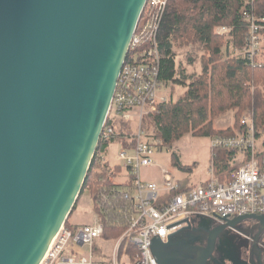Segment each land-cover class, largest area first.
Wrapping results in <instances>:
<instances>
[{"label":"water","instance_id":"95a60500","mask_svg":"<svg viewBox=\"0 0 264 264\" xmlns=\"http://www.w3.org/2000/svg\"><path fill=\"white\" fill-rule=\"evenodd\" d=\"M148 0H0V264H41L80 198ZM264 216L248 215L223 229ZM185 228L158 264H209Z\"/></svg>","mask_w":264,"mask_h":264},{"label":"built area","instance_id":"2783aa9c","mask_svg":"<svg viewBox=\"0 0 264 264\" xmlns=\"http://www.w3.org/2000/svg\"><path fill=\"white\" fill-rule=\"evenodd\" d=\"M169 1L148 0L101 136L105 144L119 138L130 140V147L119 146L114 159V166L123 165L128 171L121 178L133 185L128 193L132 208L129 228L107 249L108 246L97 244L99 240L111 242L103 238L104 227L98 218L89 225L69 228L65 224L41 264H158L152 250L156 239L167 243L172 235L192 228L196 221L222 225L242 216H264V143L257 138L252 116L243 117L242 131L235 136L212 138V148L237 151V159L246 162L231 181L221 182L211 166L207 182L171 196L179 188V179L173 171L161 167L159 183L146 180L143 175L158 166L154 156L165 150L143 128L144 116L155 113L161 104L172 103L173 98L170 85L159 80L157 50L159 26ZM248 21L249 35L239 52L257 65L264 59V26L253 17ZM216 32L228 39L232 29L219 27ZM119 121L130 123L124 135L117 131Z\"/></svg>","mask_w":264,"mask_h":264},{"label":"trees","instance_id":"16d2710c","mask_svg":"<svg viewBox=\"0 0 264 264\" xmlns=\"http://www.w3.org/2000/svg\"><path fill=\"white\" fill-rule=\"evenodd\" d=\"M249 17L264 26V0L169 1L157 35L159 80L185 88L186 92L176 103L161 104L155 113L143 119L147 134L165 150H173L189 134L211 139L235 136L242 131L240 119L247 110L253 113L257 138L264 136V60L255 65L239 52L249 35ZM219 27L231 28L230 38L217 34ZM181 49L187 50L185 59L190 66L200 58L202 74H190L178 61ZM229 111H237L235 126L216 130L214 120ZM116 128L124 135L130 123L119 121ZM129 141L127 138L114 139L110 144L100 141L80 195L81 198L89 191L94 214L104 227L103 238L107 241L118 240L129 228L132 208L128 193L133 185L130 181L117 183L112 179L121 172V167L111 165L106 155L112 144L130 147ZM237 157V151L212 148L211 166L216 178L223 183L231 181L232 175L246 164ZM171 160L178 170L192 172L176 154ZM178 184V190L171 196L194 188L190 178L179 180ZM79 200L66 222L69 228L76 227L70 219Z\"/></svg>","mask_w":264,"mask_h":264},{"label":"rangeland","instance_id":"374dc122","mask_svg":"<svg viewBox=\"0 0 264 264\" xmlns=\"http://www.w3.org/2000/svg\"><path fill=\"white\" fill-rule=\"evenodd\" d=\"M187 50H179L178 51V61L182 62L188 72L202 74V63L200 58L198 62L190 66L186 63V56ZM202 54H200V57ZM264 60V59H263ZM186 89L176 86L173 87L170 84L169 93L172 94V102L176 103L179 99L183 97L185 94ZM237 111H229L214 120V128L216 130H227L233 128L237 121L235 117ZM252 112L250 110L245 111L240 119L241 120L244 116H252ZM261 142L264 143V136L262 137ZM119 152V145L112 144L109 148L108 154L106 157L108 161H110L111 165H115L114 162L115 156ZM173 154H176L181 162L182 165L190 167L192 169L191 173H185L177 168L173 167L172 161L170 159ZM211 155H212V139L209 137H194L192 134L185 136L179 142H177L173 148V150H163L162 154L156 153L154 159L158 166L153 169L154 177L161 176V167L168 168L173 171L177 177V179L181 180L184 176H188L190 180L194 183L193 186L201 185L207 182L211 176ZM128 173L127 169L122 165L121 167V174L114 176L112 179L117 183L124 182V178L122 176H126ZM146 180H149L148 177L143 174ZM116 177V178H115ZM159 183V180H149ZM161 181V180H160ZM97 216L94 214V208L92 199L85 192V194L80 198L79 204L77 206V210L73 213L70 223L72 226H82V225H89L96 221ZM115 244V241L111 242H104L99 240L98 245L107 247L110 249Z\"/></svg>","mask_w":264,"mask_h":264},{"label":"flooded vegetation","instance_id":"af4514ba","mask_svg":"<svg viewBox=\"0 0 264 264\" xmlns=\"http://www.w3.org/2000/svg\"><path fill=\"white\" fill-rule=\"evenodd\" d=\"M199 232L197 251L210 249L209 264H264V229L254 221L223 229L217 223L194 222Z\"/></svg>","mask_w":264,"mask_h":264},{"label":"crops","instance_id":"0c3cea01","mask_svg":"<svg viewBox=\"0 0 264 264\" xmlns=\"http://www.w3.org/2000/svg\"><path fill=\"white\" fill-rule=\"evenodd\" d=\"M172 160L170 159V162H171ZM172 163V162H171ZM145 173V176L146 177H148L149 178V180H161V176H155L154 177V171L153 170H150V171H145L144 172ZM186 178H189L188 176H184L182 179H186ZM181 179V180H182ZM191 184L193 185L194 183L191 181ZM87 194H88V196H89V191H87L86 192ZM101 241H103V240H101ZM97 244H98V242H97Z\"/></svg>","mask_w":264,"mask_h":264},{"label":"bare ground","instance_id":"6f19581e","mask_svg":"<svg viewBox=\"0 0 264 264\" xmlns=\"http://www.w3.org/2000/svg\"><path fill=\"white\" fill-rule=\"evenodd\" d=\"M128 56H129V55H128ZM128 56H127V57H128Z\"/></svg>","mask_w":264,"mask_h":264}]
</instances>
